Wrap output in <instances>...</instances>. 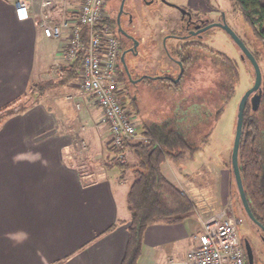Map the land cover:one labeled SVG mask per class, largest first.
<instances>
[{
  "label": "crops",
  "instance_id": "1",
  "mask_svg": "<svg viewBox=\"0 0 264 264\" xmlns=\"http://www.w3.org/2000/svg\"><path fill=\"white\" fill-rule=\"evenodd\" d=\"M17 1L0 0V108L20 98L37 101L0 125V264H121L129 240L127 193L132 183L124 187L125 179L118 183L107 172L87 180L94 171L82 170L74 158L84 146L83 132L74 131L73 103L50 85L40 89L41 83L62 80L68 64L67 34L47 36L40 16L74 17L78 0H50L48 6L46 0H28L31 17L26 20L17 17ZM126 149L131 165L136 164L134 149ZM169 160L162 164L164 175L198 208L194 188H188L190 196L185 184L165 170ZM130 168L135 179L136 169ZM200 221L195 212L183 222L149 225L138 264L185 257L197 243Z\"/></svg>",
  "mask_w": 264,
  "mask_h": 264
},
{
  "label": "rangeland",
  "instance_id": "2",
  "mask_svg": "<svg viewBox=\"0 0 264 264\" xmlns=\"http://www.w3.org/2000/svg\"><path fill=\"white\" fill-rule=\"evenodd\" d=\"M168 1L184 8L187 7L194 12L203 11L210 15L211 19H216L221 16V13H225L230 26L250 51L253 54L256 53L264 82V45L232 0H211L210 5L204 0ZM116 2L117 0H107L106 15L112 6L117 5ZM138 5L136 21L141 30L139 35L142 41L145 43L148 41V46L151 47V50L145 47L144 51L148 58L146 61L149 67L157 65V67L163 66L164 69V59L161 55L163 50L160 49L161 38L167 32V21L173 19L181 23V11L176 6L166 3L144 6L138 2ZM78 8L79 3L76 6V9ZM163 28L162 34H153L154 30ZM207 36L205 42L209 44V47L202 46L193 49L190 45V49H186L194 60L183 76V90L180 92L171 88L165 89L158 83H151V86L146 87L140 86V82L136 79L140 75V57L133 62L135 69H130L131 77L135 79V82L130 80L123 65V69L117 70L124 108L137 127V134L131 138L133 142L143 139L141 132L145 124L160 122L168 115L172 116L173 111L177 116H183L180 117V120L184 119L180 125L182 127L183 124H187L185 130L191 146L199 147L200 150L191 151L189 147H186L182 149L183 156L180 160L170 158L169 167L165 165L164 168L167 173H170L168 175L172 179L177 178L178 180L179 178L185 184L187 191L188 188L189 190L194 188L193 191L197 193L196 212L201 217L199 228L204 220L220 214L232 217L234 220L236 217L244 219L246 217L237 182L233 177L232 153L239 104L256 79L253 64L247 58H242L243 50L225 31L217 27L210 28ZM227 57L234 62L235 68L231 67V63L226 60ZM45 61L44 57L40 63L44 64ZM178 70L176 67L173 68L172 74L176 75ZM62 80L48 82L47 86L41 83L40 89H46L50 85L55 89L56 94L60 93V96L62 95L73 103L76 112L70 115L74 116V131L83 132L82 145L84 146L83 151L78 152L80 158L74 156L75 161L78 165L82 164V170L88 173L94 171L92 175H88L87 180L99 179L107 172L118 183H123L122 178L125 179L124 187H126L134 180L132 176L134 170L133 168L127 170V167L122 168L113 164V160L117 162L123 157L121 153L114 152L113 135L103 109L93 97L84 91L80 78L71 79L73 82L71 86L64 85ZM31 97L23 99L22 105L28 104ZM192 104H195L198 109L196 107L194 109ZM184 107L189 108V112ZM218 109L223 112L216 119L212 114ZM188 115L193 117L192 122H202L199 128L191 129L189 125L191 119L188 121ZM207 134L209 135L206 136ZM95 142L98 147L93 145L90 147V144ZM124 157L131 165L133 160L130 153H126ZM188 194L191 196L189 191ZM240 228H238L239 233H246L253 242L254 264H264V241H261L249 222L245 223L243 231ZM147 245L152 246L150 242Z\"/></svg>",
  "mask_w": 264,
  "mask_h": 264
},
{
  "label": "trees",
  "instance_id": "3",
  "mask_svg": "<svg viewBox=\"0 0 264 264\" xmlns=\"http://www.w3.org/2000/svg\"><path fill=\"white\" fill-rule=\"evenodd\" d=\"M232 1L241 10L244 19L264 45V0ZM86 31V27H83L84 48L79 52L77 60L63 67L62 81L79 78L81 60L87 44ZM190 45L191 43H186L184 48ZM254 55L257 58L256 53ZM226 60L231 63L232 68H235L230 57H227ZM192 62L191 57L184 62L185 73ZM262 89L263 94L259 109L255 111L250 102L246 105L239 148V166L252 213L256 221L264 228V82ZM176 90L177 92L182 91L183 86L178 85ZM36 101L22 105V98H20L18 102H12L0 108V125L10 115L25 109ZM192 105L195 109L196 105ZM196 108L198 109V107ZM222 112L223 110L218 109L212 115L218 119ZM180 117L183 116H177L173 111L172 116L168 115L166 119H162L160 122L145 124L143 126L145 138L136 142H133L132 139H126L122 145L114 147V152L121 153L123 159L117 162L113 160V164L122 168L132 166L136 169V177L127 193L131 219L128 245L121 264H138L143 253L144 232L149 225L158 222H183L196 212V203L170 181L162 171V164L167 159L180 160L182 158V149L186 147H189L191 151L199 149V147L191 146V141L185 130L187 124H183L181 127L180 124L184 119L180 120ZM190 117L188 115L187 119L188 121L191 119L189 124L191 129L193 127L194 129L199 128L202 122L194 121V123L192 122L193 117ZM128 146L134 149L137 156V162L134 165H130L124 157L125 149ZM233 177H235L234 173ZM247 264H249L248 260Z\"/></svg>",
  "mask_w": 264,
  "mask_h": 264
},
{
  "label": "built area",
  "instance_id": "4",
  "mask_svg": "<svg viewBox=\"0 0 264 264\" xmlns=\"http://www.w3.org/2000/svg\"><path fill=\"white\" fill-rule=\"evenodd\" d=\"M107 0H78L74 17L67 14L60 19L43 12L39 19L47 36L60 39L67 34L65 58L68 64L77 60L83 46L82 28L87 29V44L81 60L79 78L84 91L103 109L113 135V143L120 146L137 134V127L122 102L117 78L119 47L116 37L106 23ZM50 0L44 1L48 6ZM18 19L31 17L28 0L16 3ZM197 243L185 257L166 264H247V253L240 240L236 220L224 214L203 221L194 234Z\"/></svg>",
  "mask_w": 264,
  "mask_h": 264
},
{
  "label": "flooded vegetation",
  "instance_id": "5",
  "mask_svg": "<svg viewBox=\"0 0 264 264\" xmlns=\"http://www.w3.org/2000/svg\"><path fill=\"white\" fill-rule=\"evenodd\" d=\"M204 1L210 5L211 0ZM138 2L144 6L157 5L160 3L168 4L165 0H117V5L112 6V8L107 11L106 23L110 32L116 37L118 42L119 54L117 70L123 69V65L130 80L135 82V79L131 77L130 69H135L133 62L136 61V58L140 57V75L136 79L140 82V86L142 87L151 86V83H158V85H163L165 89L171 88L177 91L178 85L183 86V76L185 75L184 62L188 61L189 57H191L192 61L194 60L193 56L189 54L188 51L186 52V49L188 50L190 47L184 48V44L191 43V48L193 49L201 48L202 46L209 47V44H207L205 40L208 38L207 34L210 28L217 27L225 31L231 39L238 44L233 38L231 30L228 29L232 27L227 22L225 13H221V16L216 19H211V16L203 11L194 12L185 7L188 12L183 13L181 11V23L173 19L167 21V32H165L161 38L160 49L163 50L161 55L162 59H164V69L162 68L163 66L157 67V65L149 67L144 50L145 47L151 50V47L148 46V41L146 40L147 42L145 43L139 35L141 30L136 21V10L139 6ZM163 31L164 28L156 29L153 34H162ZM220 53L222 54V52ZM244 55V53L241 55L242 58H247L250 61V59ZM175 67L179 69L176 75L172 74V70ZM253 95L254 92L250 94L248 102ZM185 108L189 109L187 107ZM243 208L245 210L244 206ZM245 216V219L236 217L237 227H241L240 229L243 231L245 223L249 222L258 233L261 241H264V228L252 220L247 212ZM239 235L245 250L247 241H249L253 248L251 237L243 232L241 234L239 233Z\"/></svg>",
  "mask_w": 264,
  "mask_h": 264
},
{
  "label": "water",
  "instance_id": "6",
  "mask_svg": "<svg viewBox=\"0 0 264 264\" xmlns=\"http://www.w3.org/2000/svg\"><path fill=\"white\" fill-rule=\"evenodd\" d=\"M165 1L170 5L176 6L183 13L188 12L184 7L180 5L168 2L167 0ZM228 29L231 30L233 38L237 41L238 45L243 50L244 54L250 59L251 63L254 66L255 74H256L254 85L246 93V95L244 96V98L241 100L239 104L238 120H237V125H236V132H235V139H234L233 153H232V169H233V173H234V176L237 182V188H238L239 195L243 203V206L245 207V210L248 216L252 220H254L256 223H258L252 213L247 195L245 193V189H244V185H243V181L241 177V170L239 166V148H240V143H241V138H242V133H243L244 113H245L246 105L248 102V98L252 92H254V95L251 97V100H250L252 108L254 110H257L261 104L262 94H263V89H262L263 74H262V70L259 65V62L257 58L255 57V55L250 51L248 46L244 43V41L240 38V36L232 28L229 27ZM123 60L125 61L124 57H123ZM246 253H247L249 264H254L255 263L254 250L252 246L250 245L249 241H247Z\"/></svg>",
  "mask_w": 264,
  "mask_h": 264
}]
</instances>
